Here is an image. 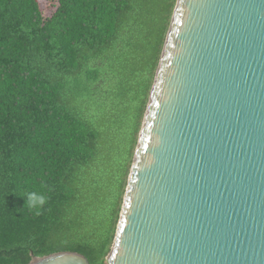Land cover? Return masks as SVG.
I'll use <instances>...</instances> for the list:
<instances>
[{
  "label": "trees",
  "instance_id": "16d2710c",
  "mask_svg": "<svg viewBox=\"0 0 264 264\" xmlns=\"http://www.w3.org/2000/svg\"><path fill=\"white\" fill-rule=\"evenodd\" d=\"M176 3L56 0L46 15L0 0V264L60 251L108 264L131 147L122 171L97 173L129 123L137 141ZM29 193L47 197L40 215Z\"/></svg>",
  "mask_w": 264,
  "mask_h": 264
},
{
  "label": "water",
  "instance_id": "95a60500",
  "mask_svg": "<svg viewBox=\"0 0 264 264\" xmlns=\"http://www.w3.org/2000/svg\"><path fill=\"white\" fill-rule=\"evenodd\" d=\"M107 261L264 264V0H177Z\"/></svg>",
  "mask_w": 264,
  "mask_h": 264
},
{
  "label": "rangeland",
  "instance_id": "374dc122",
  "mask_svg": "<svg viewBox=\"0 0 264 264\" xmlns=\"http://www.w3.org/2000/svg\"><path fill=\"white\" fill-rule=\"evenodd\" d=\"M55 2H56V0H39L41 8L46 13V15H49L52 13V11H53L52 5ZM149 98H150V96H149ZM148 102H149V100H148ZM147 105H148V103H147ZM145 113H146V111H145ZM144 116H145V114H144ZM143 121H144V117L142 118L140 130L137 133V141L134 143V145L131 144V141L133 138L131 133H130V130L133 129L132 123H129L128 126H126L123 129L122 133H118L117 138H116L117 142L115 141L113 151L110 153V159L104 161V164L101 168L102 170H100L97 173L98 175H100V177L102 175L103 179H107L108 177H110V175L112 174L113 171H115L119 168L122 171L123 167L125 166L128 158H129V147H131V153L132 154H131V160L129 162L130 165L128 163L129 172H128L127 179L129 178L131 167H132L133 160H134L135 150H136V147L138 145L139 134H140V131H141V128L143 125ZM108 186H110V188L114 187V189H115V183L114 182ZM107 195H108V191H103L102 193H99L97 195L94 194V208H97L99 206V204L101 203V199L105 198ZM124 196H125V194H124ZM124 196H123V200H124ZM103 208L104 207L100 208L99 213H98V215L101 217L103 216V211L105 210Z\"/></svg>",
  "mask_w": 264,
  "mask_h": 264
},
{
  "label": "clouds",
  "instance_id": "9594fccd",
  "mask_svg": "<svg viewBox=\"0 0 264 264\" xmlns=\"http://www.w3.org/2000/svg\"><path fill=\"white\" fill-rule=\"evenodd\" d=\"M47 202L46 196H37L35 193H29L25 201L30 211L34 210L36 215H40L43 205Z\"/></svg>",
  "mask_w": 264,
  "mask_h": 264
}]
</instances>
